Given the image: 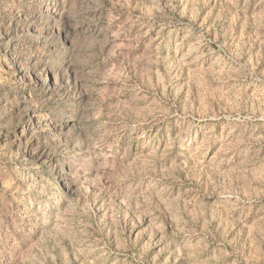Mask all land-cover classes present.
I'll list each match as a JSON object with an SVG mask.
<instances>
[{"label":"rangeland","instance_id":"rangeland-1","mask_svg":"<svg viewBox=\"0 0 264 264\" xmlns=\"http://www.w3.org/2000/svg\"><path fill=\"white\" fill-rule=\"evenodd\" d=\"M0 264H264V0H0Z\"/></svg>","mask_w":264,"mask_h":264}]
</instances>
